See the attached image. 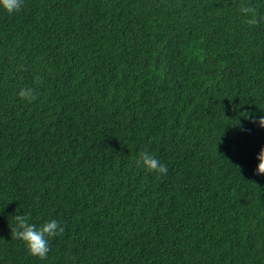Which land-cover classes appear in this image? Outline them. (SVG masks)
<instances>
[{
  "label": "trees",
  "instance_id": "16d2710c",
  "mask_svg": "<svg viewBox=\"0 0 264 264\" xmlns=\"http://www.w3.org/2000/svg\"><path fill=\"white\" fill-rule=\"evenodd\" d=\"M242 4L264 17V0L0 7V264H264V19ZM145 150L166 175L137 167ZM17 214L64 227L46 259Z\"/></svg>",
  "mask_w": 264,
  "mask_h": 264
},
{
  "label": "clouds",
  "instance_id": "9594fccd",
  "mask_svg": "<svg viewBox=\"0 0 264 264\" xmlns=\"http://www.w3.org/2000/svg\"><path fill=\"white\" fill-rule=\"evenodd\" d=\"M24 5V0H0V7L7 13L13 14L19 12ZM240 12L247 17L246 23L249 26H255L261 22L264 17H258L257 9L251 5H241ZM39 80V78H37ZM19 97L29 102L37 99V94L34 88H22L19 92ZM258 123L264 127V116H260ZM259 161L255 172L258 175H264V147L257 154ZM137 167L145 169L147 172H155L159 175H166L168 172L167 166L162 164L149 151H141L139 158L136 160ZM17 225L11 232L16 239L22 240L29 253L39 257L41 260L47 258L50 252L49 238L63 234L64 227L56 219H52L43 223L39 228L35 224L29 223V217L26 215L15 216Z\"/></svg>",
  "mask_w": 264,
  "mask_h": 264
},
{
  "label": "bare ground",
  "instance_id": "6f19581e",
  "mask_svg": "<svg viewBox=\"0 0 264 264\" xmlns=\"http://www.w3.org/2000/svg\"><path fill=\"white\" fill-rule=\"evenodd\" d=\"M5 12V11H4ZM2 13V12H1ZM4 16V15H3ZM1 23V22H0ZM2 27V26H1ZM6 34V33H5ZM5 39V38H4ZM2 43V42H1ZM3 161V160H2ZM7 164V163H6ZM3 165V164H2ZM6 169V168H5ZM7 175V174H6ZM6 220V219H5Z\"/></svg>",
  "mask_w": 264,
  "mask_h": 264
}]
</instances>
